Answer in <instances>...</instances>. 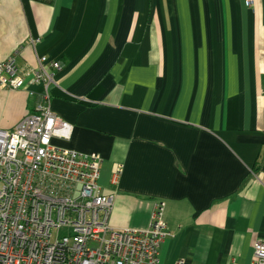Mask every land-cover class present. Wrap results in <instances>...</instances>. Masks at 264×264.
Listing matches in <instances>:
<instances>
[{"label": "crops", "instance_id": "1", "mask_svg": "<svg viewBox=\"0 0 264 264\" xmlns=\"http://www.w3.org/2000/svg\"><path fill=\"white\" fill-rule=\"evenodd\" d=\"M60 61L0 88V131L39 106L70 126L59 149L102 158L114 228L173 236L160 264H251L264 239V0H0V62ZM122 173L116 185L112 177Z\"/></svg>", "mask_w": 264, "mask_h": 264}, {"label": "built area", "instance_id": "2", "mask_svg": "<svg viewBox=\"0 0 264 264\" xmlns=\"http://www.w3.org/2000/svg\"><path fill=\"white\" fill-rule=\"evenodd\" d=\"M62 69L46 56L36 68H20L12 57L0 62V88L40 85L48 101ZM69 131L48 105L0 131V264H160L161 246L173 236L165 203L156 202L146 229L111 226L114 198L99 185L100 155L53 145ZM121 173L119 166L113 185ZM253 248L251 264H264V239Z\"/></svg>", "mask_w": 264, "mask_h": 264}]
</instances>
